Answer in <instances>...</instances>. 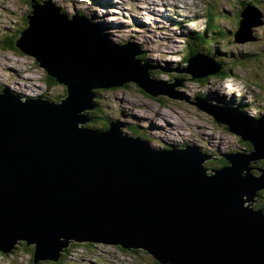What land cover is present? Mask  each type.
Returning <instances> with one entry per match:
<instances>
[{"label":"water","instance_id":"1","mask_svg":"<svg viewBox=\"0 0 264 264\" xmlns=\"http://www.w3.org/2000/svg\"><path fill=\"white\" fill-rule=\"evenodd\" d=\"M27 14L15 46L67 95L24 102L8 88L0 94V253L24 242L34 248V264L57 263L72 242L99 243L144 250L160 264H264V210L256 207L264 167L253 173L264 160V118L248 128L237 115L174 91L189 80L152 78L154 68L137 58L141 52L116 50L89 19H69L50 1H32ZM245 20L251 22L243 29ZM261 24V14H244L237 35ZM203 60L161 71L196 79L221 69ZM128 83L213 115L253 150L215 155L229 165L211 173L194 148L169 153L123 132L121 124L85 126L95 91Z\"/></svg>","mask_w":264,"mask_h":264},{"label":"rangeland","instance_id":"2","mask_svg":"<svg viewBox=\"0 0 264 264\" xmlns=\"http://www.w3.org/2000/svg\"><path fill=\"white\" fill-rule=\"evenodd\" d=\"M74 1L77 3L76 8L72 1L73 5L64 12L69 16L77 13L81 16L80 14L84 13L101 30L100 33L102 32V34L109 37L108 41L112 46L120 47L125 43L134 45L137 48L140 46L144 52L141 57H144L149 64L174 70L187 68L188 62H184L180 55L188 53V45L192 41L189 36H193V32L198 33L207 27L206 15L209 18L208 15L210 14V18L215 23V25H211L210 30L218 29L220 35H206L202 45H211V50L208 48L207 51H204L201 47L204 53L208 52L207 54L211 56L213 55V49L215 51L219 50L221 52L217 56L219 63L229 71L230 76L209 75L200 82L199 78L192 79L190 74L165 73L160 70L159 74H154L155 78H158L159 81H166L167 84H174V79L189 80L175 87L174 91L183 93L191 100L204 99L210 105L237 107L243 110V114L248 119H257L261 111L264 112V110L260 111V109H264V0H156L153 4H144L142 0H126L124 6L121 5V2L124 3L125 0H111V9H108L105 5V11H109L107 19L102 14L101 6L104 4L101 3L102 0H92L93 3L87 2L89 0ZM24 5L21 1L0 0V37L4 39L5 36L3 35H6V33L9 36H12V34L18 36L17 33L23 30L22 27H26L24 17L26 15L25 19H27V13L30 12V9ZM182 6L189 12L191 24H187L189 21L179 22L177 20L185 16ZM247 7H255L257 10L252 12V16L254 13H260L263 15L261 19L263 21L259 26H252L246 35H240L242 37L240 38L237 35L240 28L237 23V14ZM162 10H166L169 18L173 19L171 23L166 20L168 25L164 24L165 20L158 19ZM194 11L199 15H194L196 14ZM101 19L116 23L119 27L118 32L111 33L112 35L106 34L99 27ZM243 19L244 17L241 18V21ZM174 25L181 26L177 28ZM242 27L243 29L245 27L243 23ZM134 38H139V40L134 41ZM238 38L240 39L238 40ZM243 38L251 40L250 42L241 41ZM144 42H146V45H149L148 43L152 45L150 50L145 49ZM225 48L227 53H225ZM247 55L249 56L248 60L236 64L235 59ZM209 59L212 61L211 58ZM158 70L156 69V71ZM185 75L189 76L182 78ZM46 76H48L46 71L39 67L34 58L21 53L19 50L0 48V91L6 86L10 90L20 93L23 97L43 96L45 99L59 102L60 97L63 98L67 94L66 87L58 83L55 86H49ZM209 86L216 88L219 95H222V98L226 99L227 102H221L215 96L213 98V93L208 94L212 92L209 90ZM207 90H209L208 93ZM95 94L97 95L96 101L100 104L96 108L99 109L89 110L86 114L93 113L99 119L96 121V126H92L91 124L94 121L89 118L90 121L85 124L87 127L104 129L107 127L109 120H120L128 125L125 129L131 134H146L149 139L151 138L149 140L151 144L155 146L167 147L166 145L172 141L181 143L184 146L194 143L200 151L212 156L206 162L209 168H218L226 161L224 157L215 155L246 153L247 151L244 149H249L247 142L241 140L239 136L230 132L228 127L216 122L213 117L200 109L165 95H159L155 99L144 93L135 83H128L124 87L115 89H98ZM254 97L257 99L252 100ZM257 100H259L258 104L253 105ZM250 101L252 104L249 105ZM247 105L248 107H246ZM160 111L168 114L167 121L156 117V113ZM142 115L155 118L154 122L152 121L154 124L146 117H138ZM166 122H169V124L174 123L173 126L177 124V128L172 130L175 134L173 132L169 134L159 132L158 127ZM192 148L196 149L195 146ZM262 162L263 160L254 164L255 169L253 172L256 175L258 174L256 169L264 165V163L261 164ZM79 245L81 247L79 252L71 247L69 253L72 258H79L78 264H159L153 256L147 254L144 250L123 252L121 248L114 245L99 243ZM33 250V247L20 243L12 253H0V264H34ZM39 264L51 263L42 262ZM65 264H77V262L71 259Z\"/></svg>","mask_w":264,"mask_h":264},{"label":"trees","instance_id":"3","mask_svg":"<svg viewBox=\"0 0 264 264\" xmlns=\"http://www.w3.org/2000/svg\"><path fill=\"white\" fill-rule=\"evenodd\" d=\"M17 1V0H16ZM19 1H21L23 4H25L24 6L26 7V8H29L30 7V5L29 6H27L30 2H31V0H19ZM36 1H40V0H36ZM209 16V29L212 27L211 25H215V23H213V21H212V19L210 18V14L208 15ZM26 18V15H25V17H24V19ZM22 29L24 30V26L22 27ZM21 31L22 30H20L19 31V33H17L18 34V36H15V35H13L12 34V36L10 35H8V33H6V35H3V36H5L4 37V39L2 38V37H0V48L2 47L3 49L4 48H8L9 50H11V49H13V50H15L16 51V49H15V47H14V43H15V41H16V39L19 37V35H20V33H21ZM211 31V33L213 34V33H215V32H217V29H215L214 28V30H210ZM205 37V34H203L200 38H199V40H197V44H199L198 42H200V41H203V38ZM192 46V45H191ZM199 46V45H198ZM202 46H205V51H207V49L209 48L210 50H211V45H202ZM197 52H199V51H197V50H192L191 51V54H194V53H197ZM218 52V55H220V51L218 50L217 51ZM208 53V52H207ZM210 54H212V52H210ZM212 57H215V59H218L217 58V56L215 55V49H213V55H212ZM143 60H146L144 57H141ZM144 62H146V61H144ZM184 62H188V58H186L185 60H184ZM237 64V63H236ZM159 71H160V69L158 70V71H152L151 72V77L152 78H155L156 76L154 75V74H159ZM215 75H222V76H230V73H229V71H227L225 68H223L221 71H219L217 74H215ZM189 76V75H188ZM187 75H185V76H182V78H186V77H188ZM46 81H48V85L49 86H55L57 83H56V81L54 80V79H52L51 77H49V76H46ZM203 80H200V82H202ZM144 93H146L145 91H144ZM60 99H62V97H60ZM95 102H97V101H95ZM95 105L97 106H100V104H99V102H97V103H95ZM96 106H95V108L93 109V110H98L99 108H96ZM88 116H89V118L90 119H92V121H94L93 122V124H91L92 126H96V121H98V119L99 118H97L93 113H91V114H88ZM104 121V120H103ZM101 123H103V122H101ZM104 123H106L105 121H104ZM108 124H109V122H108ZM107 124V125H108ZM109 126V125H108ZM107 126V127H108ZM106 127V128H107ZM106 128H104V129H106ZM245 142H247V141H245ZM247 144H248V146H249V149H244L245 151H247L246 153H249V152H251V150L253 149V146L251 145V143L250 142H247ZM264 163V160H263V162L261 163V164H263ZM223 166H227V165H229V162L228 161H224V163L222 164ZM264 166V165H263ZM219 168V167H218ZM210 170H212V169H217L216 167H213V168H209ZM259 199H260V201H259V204H257L256 206L258 207V208H262L263 210H264V191H262V193L261 192H259V197H258ZM21 244H24V243H21ZM74 248L75 250H76V252H78L79 250H80V245L79 244H77V243H72V244H70L66 249H65V251L63 252V255H62V260L60 261V262H58V263H51V264H65V263H67V257L69 256V253L71 252V250H70V248ZM28 249V248H27ZM121 251H123V252H128V250H124L123 248H121ZM142 251V250H141ZM147 253V252H146ZM148 254V253H147ZM158 262V261H157ZM159 263V262H158ZM160 264V263H159Z\"/></svg>","mask_w":264,"mask_h":264},{"label":"bare ground","instance_id":"4","mask_svg":"<svg viewBox=\"0 0 264 264\" xmlns=\"http://www.w3.org/2000/svg\"><path fill=\"white\" fill-rule=\"evenodd\" d=\"M56 1H58V2H64V0H56ZM76 1H79V0H76ZM81 1V0H80ZM92 1V0H91ZM152 0H142V3H144V4H153V3H155L156 2V0H153L152 1V3H150ZM38 2V1H37ZM97 2V1H96ZM80 3V2H79ZM101 3H104V4H102L103 6H101V9H102V14H104V16L103 17H106L105 19H107L108 17H109V11H105V9H106V7H105V0H102L101 1ZM122 3V2H121ZM64 5H65V3H63ZM68 5H73V3H72V1L71 0H69L68 1ZM80 5V4H79ZM90 5V4H89ZM87 6V5H86ZM85 7V6H84ZM151 8V7H150ZM169 8V7H168ZM152 10V9H151ZM256 10L257 9H255L254 7H247L245 10H243V12H242V17H244V14H247V16H249L250 15V17H252V12H256ZM155 13V12H154ZM108 15V16H105V15ZM154 15V14H153ZM160 17L158 16V19L160 20V18L162 19V20H165L164 21V24H167L168 25V22L166 21L168 18H169V16L167 15V12H166V10H162L161 11V13H160ZM194 15H198L197 13L196 14H194ZM147 17V16H146ZM142 19V18H141ZM99 20V19H98ZM134 20V19H133ZM148 20V19H147ZM146 20V21H147ZM179 22H181L182 21V18H178L177 19ZM185 21H189L190 22V20L188 19V18H185ZM246 21V22H245ZM244 22H243V24L245 25V27H244V29L246 28V26L250 23V21H248V20H245ZM130 22V21H129ZM149 22H150V20H149ZM147 23V22H146ZM97 24H98V22H97ZM129 25V24H128ZM181 26V25H180ZM99 27H101V29L102 30H104V32L106 33V34H108V35H112L113 33H116V32H118V25H116V23H114V22H111V21H105L104 19H101V22H99ZM168 28V27H167ZM121 30H123V29H121ZM123 32V31H122ZM121 32V33H122ZM112 33V34H111ZM162 33V32H161ZM116 35H118V34H116ZM134 35V34H133ZM115 36V35H114ZM135 36V35H134ZM134 41H136V40H139V38H134L133 39ZM142 41V40H141ZM139 42V41H138ZM165 43H167V42H165ZM144 45H146V42H144L143 43ZM149 45H146V49H148V50H150L151 48L150 47H152V45H150V43H148ZM153 44V43H152ZM154 44H155V42H154ZM168 44V43H167ZM173 44H174V42H173ZM172 44V45H173ZM160 46V45H159ZM170 49V48H169ZM148 53V52H147ZM147 63V62H146ZM207 77V76H206ZM204 78V77H203ZM53 79V78H52ZM55 80V79H54ZM57 83V82H56ZM213 83V82H212ZM211 83V84H212ZM212 86H213V84H212ZM212 86L210 87L209 86V90H211L212 92H209V90H207L206 92L208 93V94H211V93H213L212 95H213V98H214V96L216 97V99H220V101L221 102H227V100L226 99H223L222 98V95H219V92L217 91V89L216 88H212ZM227 87V86H226ZM223 89H225V88H223ZM237 92V91H236ZM212 95H211V97H212ZM123 101V100H122ZM134 102V101H133ZM213 102V101H212ZM251 102V101H250ZM134 103H136V102H134ZM234 103H236V101H234ZM233 103V104H234ZM243 103V102H242ZM138 104V103H137ZM250 104H252V102L251 103H249V105ZM236 105H237V103H236ZM142 106V105H141ZM218 107H220L219 105H217ZM227 106V105H226ZM241 106V105H240ZM243 106V105H242ZM143 107V106H142ZM231 107V106H230ZM246 107H248V105L246 106ZM237 108V107H236ZM239 109V108H238ZM133 110H134V108H133ZM132 110V111H133ZM137 110V109H136ZM241 110V109H240ZM241 111H243V110H241ZM137 113V112H136ZM141 115V114H140ZM167 115L168 114H166V113H164V112H162V111H160V112H158V113H156V117H159L160 119H162V120H166L167 121ZM138 117H141V118H143V117H146V118H148V119H150L151 120V123H152V121L154 122V119L155 118H153V117H151V116H146V115H142V116H138ZM145 119V118H144ZM152 124H154V123H152ZM162 124V123H161ZM174 124V123H173ZM173 124H169V122L167 123H163L160 127H158L159 128V132L161 133V134H169V133H172L173 131V129H176L177 128V124H176V126H173ZM151 127V126H150ZM182 132V131H181ZM180 132V133H181ZM152 133V132H151ZM174 133V132H173ZM175 134V133H174ZM178 134V133H177ZM160 135V134H159ZM161 136V135H160ZM151 139V138H150ZM211 145V144H210ZM196 150H197V148H196ZM253 150V149H252ZM222 151V150H221ZM227 160V159H226Z\"/></svg>","mask_w":264,"mask_h":264}]
</instances>
